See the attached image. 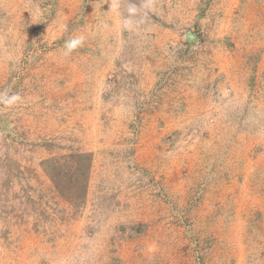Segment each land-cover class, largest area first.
I'll list each match as a JSON object with an SVG mask.
<instances>
[{"label":"rangeland","instance_id":"obj_1","mask_svg":"<svg viewBox=\"0 0 264 264\" xmlns=\"http://www.w3.org/2000/svg\"><path fill=\"white\" fill-rule=\"evenodd\" d=\"M110 2L0 0V264H264V0Z\"/></svg>","mask_w":264,"mask_h":264},{"label":"clouds","instance_id":"obj_2","mask_svg":"<svg viewBox=\"0 0 264 264\" xmlns=\"http://www.w3.org/2000/svg\"><path fill=\"white\" fill-rule=\"evenodd\" d=\"M122 0H111L110 10L120 14L121 28L126 31H134L140 25L146 23L149 13L154 11L155 0H141L140 4L131 2L127 4L125 9L126 14L121 13ZM85 41L83 35L75 36L64 42V55H71L77 48L82 47ZM20 97L18 95H8L7 92L0 93V103L8 106L18 102Z\"/></svg>","mask_w":264,"mask_h":264},{"label":"trees","instance_id":"obj_3","mask_svg":"<svg viewBox=\"0 0 264 264\" xmlns=\"http://www.w3.org/2000/svg\"><path fill=\"white\" fill-rule=\"evenodd\" d=\"M84 159H86V158L84 157V155H82L81 162H79V163H82V161H84ZM48 165H49V167H52V171H51V173H52L51 176L52 177L51 178H52V180H53V182L55 184V187L57 189H59V188L60 189H65V187H68L69 185H71L70 182L72 180L71 179L72 176L68 175L69 172H67V170L64 169L62 165L54 164L52 161L48 162ZM86 166L89 167V165H86ZM86 166H85V169H84L83 174H82L84 181L86 180V174L88 172V168H86ZM81 168L82 167H80V168L76 167V169H74V170L76 172V170H80ZM80 178H81V174H78V179H80ZM85 188L86 187H85L84 182H83V184L80 185V187L77 190V191H80V192L78 194H76V196H75L76 197V202L80 201V200L82 202V200L85 198V192H86Z\"/></svg>","mask_w":264,"mask_h":264},{"label":"water","instance_id":"obj_4","mask_svg":"<svg viewBox=\"0 0 264 264\" xmlns=\"http://www.w3.org/2000/svg\"><path fill=\"white\" fill-rule=\"evenodd\" d=\"M199 39V35L196 30L194 29H189L186 32L185 40L186 42H197Z\"/></svg>","mask_w":264,"mask_h":264}]
</instances>
